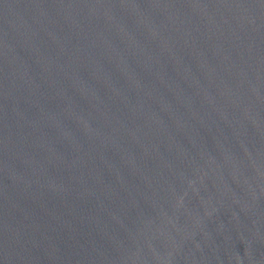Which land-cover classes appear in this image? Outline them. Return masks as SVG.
<instances>
[{"label":"water","instance_id":"water-1","mask_svg":"<svg viewBox=\"0 0 264 264\" xmlns=\"http://www.w3.org/2000/svg\"><path fill=\"white\" fill-rule=\"evenodd\" d=\"M0 264H264V0H0Z\"/></svg>","mask_w":264,"mask_h":264}]
</instances>
